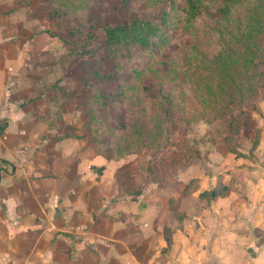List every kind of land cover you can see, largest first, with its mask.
<instances>
[{"label": "rangeland", "instance_id": "374dc122", "mask_svg": "<svg viewBox=\"0 0 264 264\" xmlns=\"http://www.w3.org/2000/svg\"><path fill=\"white\" fill-rule=\"evenodd\" d=\"M122 2L0 0L1 66L15 64L17 78L34 71L43 83L27 82L19 99L72 119L73 130L114 160L98 175L116 177L134 209L151 208L137 220L145 257L158 264H264V33L257 38V65L244 72L252 74L254 91L243 96L230 89L208 107L201 102L205 90L194 97L186 79L163 85L162 71L154 74L155 56L137 48L111 53L102 44V23L147 8L146 0H130L124 9ZM212 9L198 35L205 60L221 49ZM174 42L166 48L181 59ZM6 76L0 108L16 98ZM213 188L217 197L200 196ZM113 201L117 196L109 201L115 214Z\"/></svg>", "mask_w": 264, "mask_h": 264}, {"label": "crops", "instance_id": "0c3cea01", "mask_svg": "<svg viewBox=\"0 0 264 264\" xmlns=\"http://www.w3.org/2000/svg\"><path fill=\"white\" fill-rule=\"evenodd\" d=\"M10 65L0 63L16 97L0 108V264H158L137 244V220L151 208L134 209L116 177L98 175L114 160L89 144L81 125L73 130L64 113L53 117L19 99L20 87L43 81L30 68L17 78ZM144 235L151 242L152 232Z\"/></svg>", "mask_w": 264, "mask_h": 264}, {"label": "trees", "instance_id": "16d2710c", "mask_svg": "<svg viewBox=\"0 0 264 264\" xmlns=\"http://www.w3.org/2000/svg\"><path fill=\"white\" fill-rule=\"evenodd\" d=\"M129 2L123 0L121 7L124 9ZM146 5L143 12H131L117 22L102 23V44L109 52L137 48L151 58L155 56L154 63L162 67L155 65L154 74L162 71L163 85L176 78L186 79L192 85L194 97L199 95V90H205L201 102L208 107L212 97L230 96V89L243 96L254 91L249 85L252 74L246 76L244 72L257 65V38L264 33V0H146ZM211 8L222 41L219 52L205 60L198 35L201 19ZM172 37L175 47L182 48L181 59L177 57L181 52L175 56L174 51L166 48ZM236 65L240 67L239 73L233 70ZM159 91L162 92V87ZM163 96L166 105L171 103L169 94ZM160 123L155 126L160 127ZM217 195L214 188L200 193L202 197L215 198Z\"/></svg>", "mask_w": 264, "mask_h": 264}]
</instances>
